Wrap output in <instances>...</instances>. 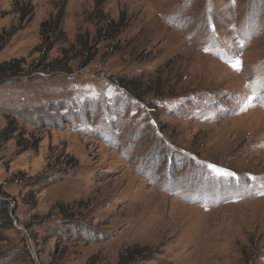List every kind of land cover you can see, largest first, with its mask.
<instances>
[{
	"label": "rangeland",
	"instance_id": "rangeland-1",
	"mask_svg": "<svg viewBox=\"0 0 264 264\" xmlns=\"http://www.w3.org/2000/svg\"><path fill=\"white\" fill-rule=\"evenodd\" d=\"M7 65L0 264H264V0H0Z\"/></svg>",
	"mask_w": 264,
	"mask_h": 264
},
{
	"label": "trees",
	"instance_id": "trees-1",
	"mask_svg": "<svg viewBox=\"0 0 264 264\" xmlns=\"http://www.w3.org/2000/svg\"><path fill=\"white\" fill-rule=\"evenodd\" d=\"M18 11V10H17ZM24 18L22 17L21 18V21L23 20ZM61 18H57V19H54L52 21H49V22H44L41 26V37H42V40L45 41L46 43L49 44V48L47 49V51H50L52 49V45H50V41L52 40V38L54 37L53 35L57 32H59V27H60V20ZM9 66V65H7ZM11 68V66H9ZM6 66L4 67H0V72L1 73H4V72H7V71H12V68L11 70H6L5 69ZM15 71V70H13Z\"/></svg>",
	"mask_w": 264,
	"mask_h": 264
},
{
	"label": "snow or ice",
	"instance_id": "snow-or-ice-1",
	"mask_svg": "<svg viewBox=\"0 0 264 264\" xmlns=\"http://www.w3.org/2000/svg\"><path fill=\"white\" fill-rule=\"evenodd\" d=\"M239 65H240V62L237 61V64L234 65V67H237V66H239ZM210 167H212V168H213L214 170H216V171H220L219 169L216 168L215 165H210ZM221 174H223V175H228V176H235V173H233V172H228V171H224V172H222Z\"/></svg>",
	"mask_w": 264,
	"mask_h": 264
}]
</instances>
